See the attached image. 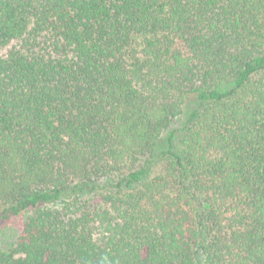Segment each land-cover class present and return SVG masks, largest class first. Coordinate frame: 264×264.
<instances>
[{
    "label": "trees",
    "instance_id": "obj_1",
    "mask_svg": "<svg viewBox=\"0 0 264 264\" xmlns=\"http://www.w3.org/2000/svg\"><path fill=\"white\" fill-rule=\"evenodd\" d=\"M14 220L0 264H264V0H0Z\"/></svg>",
    "mask_w": 264,
    "mask_h": 264
},
{
    "label": "rangeland",
    "instance_id": "obj_2",
    "mask_svg": "<svg viewBox=\"0 0 264 264\" xmlns=\"http://www.w3.org/2000/svg\"><path fill=\"white\" fill-rule=\"evenodd\" d=\"M186 117L183 116L182 118H180L176 124L175 127L176 128H180L181 126L184 125ZM167 145V136L165 135L162 139V143L160 145V149H164V147H166ZM169 162L166 160H162L160 163H158L154 168H152V174L154 175L155 173H161L166 171L167 166ZM20 228L19 226V222L17 220H14L12 222H8L5 224L4 228L1 229L0 231V244L4 243L5 240L7 239V237L9 236L10 232L12 231H17Z\"/></svg>",
    "mask_w": 264,
    "mask_h": 264
}]
</instances>
